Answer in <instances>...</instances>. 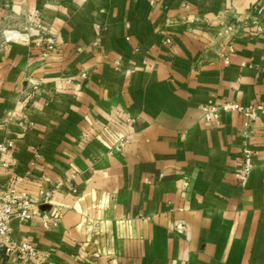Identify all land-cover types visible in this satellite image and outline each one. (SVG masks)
Listing matches in <instances>:
<instances>
[{
	"label": "crops",
	"instance_id": "1",
	"mask_svg": "<svg viewBox=\"0 0 264 264\" xmlns=\"http://www.w3.org/2000/svg\"><path fill=\"white\" fill-rule=\"evenodd\" d=\"M9 141L0 188L40 203L11 233L47 264H264V0H0Z\"/></svg>",
	"mask_w": 264,
	"mask_h": 264
},
{
	"label": "built area",
	"instance_id": "2",
	"mask_svg": "<svg viewBox=\"0 0 264 264\" xmlns=\"http://www.w3.org/2000/svg\"><path fill=\"white\" fill-rule=\"evenodd\" d=\"M258 4L260 2L258 1ZM32 26L30 33L34 31L39 39L46 42V50H54L55 41L49 34L39 33L41 24L36 20H31ZM15 33V32H14ZM27 33L25 36L28 37ZM46 54V53H44ZM225 62H229V58L225 57ZM32 97V96H29ZM222 109H232L244 112L246 117H253V109L246 108L245 110L238 104H225ZM206 118H217L218 107L209 106L204 108ZM127 140L121 139L119 144L123 145ZM13 148V143L9 141L7 144L0 143V151L6 152L8 149ZM254 154L245 149L241 158V170L239 173V181L242 185L245 184L250 173L254 169ZM5 166V165H4ZM22 181V177L16 176L14 181L5 189L0 188V247L7 257H14L22 264H47L45 258L40 259L38 256L37 248L34 243L27 239L17 240L13 237L10 229L12 220L17 219L20 222H26L32 220L40 213V203L34 201L31 196L26 192L19 189V184ZM54 189H50L43 193L42 203H47L52 197ZM44 224H46L48 218L42 215ZM172 229L182 233L185 232L186 226L183 223H177L172 226Z\"/></svg>",
	"mask_w": 264,
	"mask_h": 264
}]
</instances>
